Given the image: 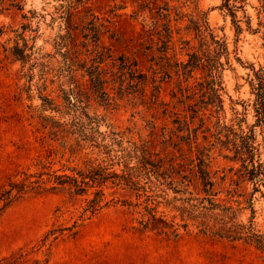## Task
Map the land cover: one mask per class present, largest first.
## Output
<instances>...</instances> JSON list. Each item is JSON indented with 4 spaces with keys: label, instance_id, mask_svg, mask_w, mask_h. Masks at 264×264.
I'll return each mask as SVG.
<instances>
[{
    "label": "rangeland",
    "instance_id": "rangeland-1",
    "mask_svg": "<svg viewBox=\"0 0 264 264\" xmlns=\"http://www.w3.org/2000/svg\"><path fill=\"white\" fill-rule=\"evenodd\" d=\"M71 1L76 9L67 24L63 16ZM249 2L246 11L256 32L242 23L238 35L232 17L220 10L222 0H0V196L11 183L26 186L0 214V264H264V250L256 245L204 234L195 222L182 221L163 205L159 217L170 221L176 216L188 228L180 227L178 237L143 229L145 198L129 188L109 182L76 195L53 182L56 175L78 177L99 167L122 173L119 160H132L127 155L134 144L182 174L206 152L212 172L233 176L229 170L241 163L228 143L234 135L224 127L240 132L235 112L252 105L255 72L264 71V15H258L257 0ZM93 15L102 28L100 45L114 57L135 59L149 76L144 94L119 93L109 85L107 102L93 93L82 71L76 73V84L70 82L61 55L66 50H60L57 37L67 34V26L75 28L70 47L82 53V61L89 60L94 46L87 42L89 52L83 47V32H88L83 28ZM243 16L238 13L239 19ZM167 27L169 66L160 52ZM211 34L225 40L231 52L220 91L224 111L217 102L208 104L203 71L188 78L176 66L188 63ZM17 47L24 49L25 63L17 60ZM255 122L249 106L242 129ZM256 135L264 141L260 127ZM229 184L230 179L224 189ZM252 187L247 184L240 190L246 196L230 202L241 208L236 223L253 224L264 235V198L255 195L252 207L246 202ZM97 190L104 193L101 208L86 213ZM167 193L168 199L176 196Z\"/></svg>",
    "mask_w": 264,
    "mask_h": 264
},
{
    "label": "trees",
    "instance_id": "trees-1",
    "mask_svg": "<svg viewBox=\"0 0 264 264\" xmlns=\"http://www.w3.org/2000/svg\"><path fill=\"white\" fill-rule=\"evenodd\" d=\"M76 2L82 4L83 0H76ZM257 3L258 7L255 8L258 15L262 16L264 15V0H257ZM249 4V0H222L220 10L226 11L232 17L238 35L243 32L242 23L246 24L249 31L256 32V29L252 27V18L246 11ZM75 9L76 5L73 1L66 6V16H63V19L67 24L72 23ZM239 12L244 14L241 19L238 17ZM92 17L88 27L83 28L84 31H88L83 32L86 41L83 47L88 48L87 42L93 43L94 46L90 52L89 60L82 61L80 59L82 53L70 47V42L73 39L71 31L75 28L67 26V34L57 37L61 41L58 44L60 50H66L61 55L70 82L76 84V73L82 71L84 76L89 78L93 93L107 102L111 100L107 92L109 85L117 88L119 93L144 94L145 87L150 83L149 76L139 69L135 59L126 55L114 57L105 47L100 45L102 28L101 25L97 24L98 18L94 15ZM165 30L167 35L161 40L163 47L160 52L163 55L161 57L162 62L164 61L169 66L171 62L168 51L170 49L171 31L168 27ZM15 56L17 60L23 63L27 59L24 49L19 47H17ZM176 66L181 67L183 74L188 78H192L196 70L203 71L206 81L201 85H205L208 90L207 93L210 98L208 104L213 105L217 102L220 110L224 111V101L220 91L224 90L222 79L225 67L231 66V52L225 40H218L216 36L211 34L210 41L203 39L200 52L192 54L188 63H177ZM154 74L156 75V73ZM166 75L168 76V73ZM151 81L155 90L159 92L160 87L156 85V77L151 78ZM251 87L255 97L252 105L244 106L243 113L235 112L238 116L236 120L240 123H238L240 132L237 133L233 128L224 127L234 135V140H229L228 143L233 146L235 154L233 159L241 163L238 170L235 171L234 168L229 170L230 173H233L231 177L225 170L222 171L223 175L221 176L220 171L212 172L210 164L206 163V160L210 159L206 152H200L201 157L197 166H192L182 174L173 165L166 167L163 160H151L152 155L147 149L134 144L133 150L127 155L132 160H119V165L124 163L122 173L108 172V169L103 167L93 168L88 173L79 172L78 177L56 175L53 178L54 185L69 186L70 191L73 190L76 195H84L89 188H102L110 182L115 187L122 186L133 190L139 198L141 196L145 198L147 220L142 222L145 230L151 228L167 237H178L180 227L188 228L189 223L185 222L179 225L175 221L176 216L170 221L165 219V215L159 217V209L163 205L172 211H177L182 221L195 222L200 228V232L204 234L231 241H244L264 250V235L255 232L253 224L236 223V216L241 208L235 209L230 202V199L235 196L239 198L246 196L240 190L246 188L247 184L253 186L252 193L246 201L251 207L255 195L259 194L261 198H264V141L258 142L256 135L257 127H260L264 132V71L255 72ZM77 95L81 96L80 90L77 91ZM249 106H252L255 112L256 122L245 131L242 129L241 123L246 121ZM240 115L244 117L239 118ZM228 179H230L229 188L224 189ZM25 188V184L14 182L10 184V189H5L2 192L0 214L13 201L21 198ZM155 188L159 189L161 193L156 194L158 190ZM167 191H172L176 196L168 199ZM149 192L153 194L150 195ZM222 193L226 194L225 199L219 198ZM177 195L183 197L178 198ZM103 198V190H97L94 199L88 201L85 212L94 214L99 211ZM233 201L238 206L241 205L238 200Z\"/></svg>",
    "mask_w": 264,
    "mask_h": 264
}]
</instances>
